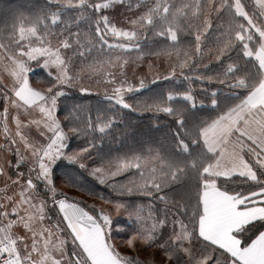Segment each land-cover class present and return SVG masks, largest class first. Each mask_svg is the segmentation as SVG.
<instances>
[{"label":"snow or ice","instance_id":"obj_1","mask_svg":"<svg viewBox=\"0 0 264 264\" xmlns=\"http://www.w3.org/2000/svg\"><path fill=\"white\" fill-rule=\"evenodd\" d=\"M66 3L69 7L84 8L87 5V0H79L78 4H73L72 0H66ZM251 3L255 10L254 13L249 12L248 6L244 4L243 0H179V2L177 0H152L150 5L146 4L145 0H136L134 4L132 0H103L99 4H93L92 7L108 10L117 5L132 4L129 11L133 12V9L142 10L133 12L131 18L126 20V27L113 23L110 16L105 15L96 18L94 21L96 35L90 32L83 34L77 32L74 34V41L60 39L53 44L51 40H48L47 46L44 43L38 46L29 43L26 47H18L16 54L9 56L12 61L9 70L17 81L16 86L11 89L12 95L15 97L11 99V104L17 107L23 106L26 109L34 108L39 113L38 118L29 119L26 124L17 115H13L11 119L16 125V135L20 137L25 148L33 149L36 168L30 169V171L36 172L37 180L45 182L53 194L54 203L62 207L69 198L64 194H61V198L56 197V186L51 178L52 165L57 159L64 158L70 162H75L81 168H87L89 159L87 154L93 147L91 140H89L87 146L67 151L69 137L74 135L91 136L93 133L107 134V131L116 120L120 119L121 115L119 112L112 114L98 112L93 117L87 105L77 104L67 115L58 116L59 97L64 95L65 89L74 88L82 93L91 94L95 91L96 94H100L99 90L102 88L103 96L113 102L114 105H121L123 108L139 113H168L175 115L176 119L182 122V112L179 110L174 112L167 100L159 103L138 101L133 105L128 103L125 97L135 90L145 88L148 84L169 77H184L189 81L192 77H197L209 82L229 83L234 88L246 87L249 73H237L234 70L236 64L233 62H227L223 72L215 75L197 74L195 69L213 62H220L237 44L241 45L243 56L249 57L251 51H255V49L247 41L253 40L255 34L259 36V47L264 49V23L257 24L255 22L257 15L264 18V0H251ZM226 15L231 19L226 21ZM217 18L220 22L216 27L222 29L217 43L214 47H204L205 35L212 28L213 21ZM57 19L59 17L53 14L52 21L55 22ZM101 22L104 23L108 35L112 37L111 41L104 38L100 29ZM149 30H152L153 35L166 37L172 42L153 53L157 57L161 55L167 57V69L164 73L154 71L153 64L149 63L147 74L137 75L133 70V76L129 78L126 67L130 61L139 67V62H142L145 57L139 51L136 52L134 58L128 54L132 49L139 48L138 41L146 37ZM36 32L37 29L34 25L21 26L17 34L21 40H31ZM184 33H191L194 36V43L191 46L184 47L179 44V37ZM97 37H99L101 55L93 57L90 61L85 59L79 65H75L72 56L61 51L76 45L78 46L76 53L81 57H86V54H90L96 47ZM105 48L107 54L103 52ZM117 50H119L118 53ZM113 53L116 54L113 55ZM32 62H37L38 67L42 66L48 70L52 80L37 79L33 81L29 76V72L32 70ZM112 69H118V72ZM34 75L39 76V73H34ZM260 75L264 78V72H261ZM37 85L44 86L37 87ZM25 89H30L38 98L34 103L29 104L23 99ZM183 95L187 99L193 100L191 85ZM4 99L8 101L9 97L5 96ZM169 99H171V95H169ZM250 99L251 97L246 94L238 104L227 108L218 115L217 120L235 121L234 132H240L241 136H246L247 139L259 143L261 148H264V111L257 112L255 115L248 111ZM212 103H215V100ZM0 107L3 109L0 111V120L4 122V130L8 131V104L3 102ZM241 116L244 117L245 126L243 128L239 123ZM65 120H70L68 126L64 125L63 121ZM249 122L255 124L256 128L259 129V136L255 134L256 129L250 130ZM209 126V122L198 125L192 140L193 143L201 142L206 150L208 146L203 139V134ZM25 127H34L39 132L40 137L43 138L38 139L37 147L34 148L29 138L25 136L23 131ZM12 142L15 143V140ZM177 146L178 148H186L183 140H180ZM250 151H254V149H250ZM22 160L23 157H20L17 162L18 165ZM190 163L191 167L196 169L197 176L201 181L209 179L203 165L198 168L196 160H192ZM186 167L187 165L180 167L179 164L173 163V160L163 155L160 150L149 148L143 154L110 157L91 167L89 172L100 184L108 185L120 195L142 194L152 199H158L167 206L171 197L164 192V189L179 180L181 174H186ZM200 173H204L203 176H200ZM120 177H124V179H118ZM35 189L36 184L29 177L25 191L32 192ZM21 195L23 197L22 202L28 205L25 212L29 214V221H25L24 226L30 228V221L33 220L42 224L46 219L47 202L41 200L34 203L30 196L26 197L23 192ZM99 195L100 198H103L102 194ZM109 202L117 211L123 209L127 214V219L135 224L133 236L129 243H133L135 236L144 230L146 220L153 219V223L149 226V230L152 232L159 230L165 224L164 220L154 218L151 200L144 204H138L134 208L126 207V204L119 200H110ZM177 203L188 210L189 221L192 224V229L189 231V226L184 223L183 219L174 221L179 225V231L173 236L179 245V250L188 257L190 264H218V258L213 255L201 254L199 258H195L190 248L183 245V241H190L193 233L197 236L200 234L203 206L199 199L197 198L193 207L189 192L185 194V198L178 200ZM145 208L148 209L147 215H145ZM13 211L15 212L16 209ZM73 212L77 215L84 214L82 206H73ZM62 215H68L67 209L63 210ZM68 218L71 219V217ZM21 219L23 220V218ZM105 220L109 224L115 223L107 215H105ZM261 227H264V222H261ZM0 251L14 252L15 248L5 247ZM165 255L169 260H172L173 253L166 252ZM5 264H19V260H6ZM53 264H59V261H53Z\"/></svg>","mask_w":264,"mask_h":264},{"label":"trees","instance_id":"obj_2","mask_svg":"<svg viewBox=\"0 0 264 264\" xmlns=\"http://www.w3.org/2000/svg\"><path fill=\"white\" fill-rule=\"evenodd\" d=\"M101 2L103 0H87V5L84 8H79L67 6L66 0H59V2L58 0H0V46L6 55L11 56L16 54L18 47H26L29 43L36 46L44 43L47 46L48 40H51L53 44L60 39L74 41V34L77 32L81 34L90 32L96 35L94 21L98 17L108 15L113 23L126 27V20L131 18L133 12L142 10L133 9V12L129 11L132 4L117 5L108 10L92 7L93 4ZM145 2L150 5L152 0H145ZM243 2L248 6L249 12L254 13L251 0H243ZM72 3L78 4L79 0H72ZM132 3H136V0H132ZM53 14L59 17L55 22L52 21ZM259 18L261 19V17ZM230 19L229 16H225L226 21ZM256 21H258L257 24H261L260 20ZM219 22V18L213 21L212 28L205 35L204 47L216 45L219 33L222 31L216 27ZM33 25L37 29L36 35L31 40H21L17 34L19 27ZM100 29L104 38L111 41L112 37L108 35L103 22L100 23ZM258 42V34H255L253 40L247 41L255 50L259 47ZM170 43L172 42L166 37L153 35L152 30H149L147 36L138 41L139 48L132 49L128 54L134 58L136 52L139 51L145 57L142 62H139V67L130 61L126 67L129 78H132L133 70L137 75L147 74L149 63L153 64L154 71L164 73L168 64L167 57L163 55L157 57L153 53ZM192 43H194V36L191 33L180 35L179 44L181 46H191ZM77 47L73 45L70 49L61 50L66 55L72 56L75 65H79L82 60L90 61L93 57L101 55L99 37H97L96 47L90 54H86V57H81L76 53ZM103 52L107 54V49L105 48ZM254 52L251 51L249 57H244L241 45L237 44L220 62H213L195 69L197 74L215 75L223 72L227 62H233L236 64L234 70L237 73H249L246 87L234 88L229 83L209 82L197 77H192L191 81L184 77H169L148 84L145 88L135 90L125 97L126 101L133 105L138 101L159 103L167 100L174 112L177 110L182 112V122L178 121L175 115L168 113H139L123 108L121 105H114L113 102L103 96L102 88L99 90L101 95L96 94L95 91L89 94L82 93L78 89L66 88L64 95L59 97L58 116L67 115L77 104L87 105L93 117L98 112L105 114L119 112L121 114L120 119L114 122L107 134L93 133L91 136L74 135L69 137L67 151L87 146L91 140L93 147L87 154L89 158L87 168H81L75 162L60 158L56 160L51 169V178L56 186L57 198H61V194H64L69 198V202L77 207L82 206V211L95 224L105 225V215L115 222L110 224L109 237L114 239L112 252L119 261L125 264H190L188 257L179 250L178 243L173 239L174 233L179 231V225L174 221L183 219L184 223L189 226V231L192 229L188 210L182 208L177 201L185 198V194L190 192L192 206H195L197 198L201 203L204 185L212 179L221 192L229 195L243 197L264 189V171H260L258 167L254 170L256 178L253 179L243 176H212L207 173L209 179L201 181L197 176L196 169H193L190 163L192 160H196L197 167L203 165L207 171L217 159L215 151L206 150L199 141L197 143L192 142L197 126L203 122H209L211 125L217 120L218 115L227 108L238 104L246 94H250L262 83L263 78L260 75L262 71L253 59ZM115 54L113 53V55ZM112 70L118 72V69ZM34 73H39V76L34 75ZM29 76L33 81L37 79L52 80L48 70L42 66L38 67L37 62H32V70L29 72ZM190 85L193 100H189L183 95L188 91ZM43 86L37 85V87ZM169 95H171V99H169ZM213 100L215 103H212ZM63 123L68 126L70 120H65ZM180 140L184 141L186 148H178L177 145ZM149 148L160 150L163 155L172 159L173 163L179 164L180 167L187 165L186 174H181L179 180L164 189V192L171 197L167 206L158 199H152L142 194L120 195L108 185L100 184L89 172L91 167L110 157L143 154ZM248 160L250 164L251 162L255 163L250 158ZM11 161L15 163V157H12ZM10 167V173L13 175L14 166L11 164ZM26 169L21 167L19 171L24 173L25 182L31 177L36 184L35 191L30 192L32 201L35 197L37 202L41 200L47 202L45 220L51 231L59 237V241L63 242L60 247L64 249L63 260L66 259L67 261L65 264H90L77 245V241L73 239L66 228L54 203L53 194L45 182L37 180L34 171L31 176H28ZM203 174L200 173V176ZM118 179L123 180L124 177ZM99 194H102L103 198H100ZM110 200L122 201L128 208H134L138 204H144L151 200L154 218L164 220L165 224L159 230L152 232L149 230V226L153 223V219L146 220L144 230L135 236L133 243H129V237L133 236L135 224L127 219V214L123 209L117 211L109 202ZM147 212L148 209L145 208V215ZM261 222H264V219L255 220L235 233L241 242V247L247 246L255 236L264 230V227H261ZM183 245L190 248L195 258H199L201 254L213 255L218 258V264H238L228 253L201 239L200 235L197 236L193 233L190 241H183ZM121 247H125V249H121ZM166 252L173 253L172 260L167 258Z\"/></svg>","mask_w":264,"mask_h":264},{"label":"rangeland","instance_id":"obj_3","mask_svg":"<svg viewBox=\"0 0 264 264\" xmlns=\"http://www.w3.org/2000/svg\"><path fill=\"white\" fill-rule=\"evenodd\" d=\"M255 18H256L255 20H260L261 23H264V18L260 19L259 16ZM257 22L258 21H256V23ZM258 49L261 48L258 47L255 50V52ZM2 52L3 50L0 47V71H1L0 86L1 89H3L5 92H10V97L8 101H5L4 99L0 100V106L3 105V102L7 103L8 111H9L8 131L4 130V122L0 120L1 123L0 130L1 129L3 130L2 134L4 135V136L3 135L0 136V185L2 186V188L0 189L1 192L0 193L1 195L0 238L10 237L16 245L19 256L27 264H53V261H59V264H65L67 263V261L66 259L63 260L64 249L63 247L62 248L60 247L61 241H59V237L51 231L46 220H44L42 224L34 220L30 221V228H26L24 226V222L29 221V214L25 212V209L28 208V205L22 202L23 197L21 193L23 192L24 195L28 197L30 196V192L25 191L26 182L23 176L24 173L19 171V168L21 167L25 169L27 168L26 173L28 176H31L33 174V171H30V169L33 168L35 169L36 165L34 163L35 158L33 156V149L25 148L24 143L20 140V137L16 135V125L14 121L11 119V117L13 115H17L18 118L24 121L26 124L29 119L38 118L39 113L34 108L26 109L23 106L17 107L11 104L10 102L11 99L15 98L12 95L11 89L16 86L17 81L11 75L9 70L10 66L12 65V61H9V58L3 54L4 52L3 53ZM255 52L253 53V59H255L254 58ZM261 52L264 55V49H261ZM259 55L258 58H260ZM6 60L7 62L5 63L2 62ZM7 69L9 73L6 71ZM261 71L263 72L262 69ZM23 99L27 103L32 104L38 98L34 93L31 92L30 89H25V95L23 96ZM2 110L3 109L1 107L0 111ZM253 114L255 115L256 112H254ZM239 123L244 124L243 116L239 118ZM222 124L225 125V127H223V131H218V129L221 126H223ZM235 124L236 122L233 120H227V121L216 120L214 123H212L203 134V139L205 140V142H207L206 144L208 146V149L210 151H215L214 150L215 147L212 144L208 143V139L210 137H214V141L216 143L217 135L218 134L223 136L228 134L230 135L231 134L230 131H233L234 129L233 125ZM209 130H212V132L206 134ZM23 131L25 136H27L29 138V141L33 144L34 148L38 146V139H43L42 137H40L39 132L34 127H25ZM235 133L237 134V136L239 135L240 137L244 138V136L240 135V132H235ZM257 135H260L259 131ZM226 138L228 139V137ZM232 139H234V136H231V139L229 138V141L231 143L234 142V140ZM13 140H15V143L12 142ZM252 144H256V142L253 141ZM235 150L237 152H240V149H238L237 147ZM249 153L251 152L249 151ZM251 156H253L252 153ZM11 157H15V163H12L11 161V164L15 168L17 179L14 177V175L10 174L11 167H9V165H10ZM20 157H23V160L20 161L18 165L17 162ZM241 157H239V155L237 156H234V154L225 155V153H223L219 161L212 164L207 169V173L209 175L216 176L217 173L219 172L221 173L220 175L227 177L233 175H244L249 172V171L247 172L244 171V169H246V166L249 164L244 163V160ZM252 160L257 161L255 163L251 162V164L249 165V167L251 166V169L253 171L257 169L256 167H258L260 171L261 170L264 171V161H260V159L255 156L253 157ZM15 171L13 170V173ZM254 172L247 174L250 175L249 176L250 179L256 178ZM214 185H215V181H213V179L208 180L205 183L204 185L205 188H203V190ZM259 191L260 190L254 193H257ZM254 193H251L248 196H252L254 195ZM33 202H37V199L35 197H33ZM13 209H16V211L14 212ZM29 212H31V209H29ZM76 215L77 214H75V218ZM77 216H85L87 218V220L89 221L87 223L88 226L87 230L89 229V226H94V225L101 228V233L102 234L104 233L106 236L105 242L107 243L109 249L112 251L114 239L109 237V233H110L109 222H107L104 218V222H106L105 225H98L95 224L94 221L91 218H89L86 213ZM21 218H23V220ZM121 249H125V247H121Z\"/></svg>","mask_w":264,"mask_h":264},{"label":"crops","instance_id":"obj_4","mask_svg":"<svg viewBox=\"0 0 264 264\" xmlns=\"http://www.w3.org/2000/svg\"><path fill=\"white\" fill-rule=\"evenodd\" d=\"M261 53V49H258L254 54V58L264 72V55L263 53L261 55ZM3 54L6 55L5 53ZM258 55L260 58H258ZM6 56L9 58L8 55ZM9 61L11 60L9 59ZM2 62L5 63L7 60ZM6 71L9 73L8 69ZM261 82L262 83H260L249 95L251 99L247 110H250L252 113L264 111V78ZM5 96L10 97V92H5L0 86V100L4 99ZM249 124L251 125L250 130L256 129L255 134L257 135L259 129L256 128L255 124H251V122H249ZM240 125L242 128L245 126V124ZM233 126L235 129L236 124ZM223 127H225V125L221 126L218 131H223ZM234 129L230 131L232 135L228 134L223 136L218 134L216 143L214 137L208 139V143L215 147L214 150L217 153V160L215 163L219 161L223 153H225V155L234 154V156H242L241 158L244 160V163L249 165L248 158L253 159L254 156L259 158L260 161H264V148H261L257 142L256 144H252L253 140L247 139L246 136H244V138L239 135L237 136ZM2 131L1 129L0 136L3 135ZM210 132H212V130H209L206 134ZM231 136H234V139H232L234 140L233 143L229 141ZM226 137H228V139ZM236 147L240 149V152L235 150ZM250 149H254V151H250ZM249 151L253 156H251ZM11 159L12 157L10 158V165ZM249 165L244 169L245 172L249 171L248 173L233 176H248L247 178H249L250 175L247 174L254 172ZM220 174L221 173L218 172L216 176L227 177ZM13 175L17 179L16 172H14ZM1 188L2 186L0 185V189ZM262 193H264V190L254 193L252 196L239 197L238 195L225 194L215 185L204 189L201 195L203 216L200 221V237H203L205 241L228 253L238 264H264V230L255 236L245 247H241L240 240L235 236V233L247 224L255 220L264 219V195H262ZM57 209L60 211L59 213L62 214L64 209L61 206H57ZM61 217L62 220L65 219L63 222L66 228L69 230L73 239L77 241V245L90 264H125L119 261L109 249L105 242L106 236L104 233H101V228L94 225L89 226L87 230V225H81L77 222L80 216L76 215L75 218L73 208L68 211L67 216L63 215ZM68 217H71V219Z\"/></svg>","mask_w":264,"mask_h":264},{"label":"built area","instance_id":"obj_5","mask_svg":"<svg viewBox=\"0 0 264 264\" xmlns=\"http://www.w3.org/2000/svg\"><path fill=\"white\" fill-rule=\"evenodd\" d=\"M63 209H67V213L68 211L72 208V204L68 201H66L64 203V205L62 206ZM63 212V211H62ZM83 220V221H82ZM82 220L77 221L79 224L83 225L85 224L84 222H86L85 217L82 218ZM15 248V251H0V264H5L6 260H15L18 259L19 260V264H27L26 262H24L21 257L18 254L16 245L14 243V241L10 238H0V249L2 248Z\"/></svg>","mask_w":264,"mask_h":264},{"label":"bare ground","instance_id":"obj_6","mask_svg":"<svg viewBox=\"0 0 264 264\" xmlns=\"http://www.w3.org/2000/svg\"><path fill=\"white\" fill-rule=\"evenodd\" d=\"M88 222H89V221H87V222L85 223V225H87Z\"/></svg>","mask_w":264,"mask_h":264},{"label":"clouds","instance_id":"obj_7","mask_svg":"<svg viewBox=\"0 0 264 264\" xmlns=\"http://www.w3.org/2000/svg\"><path fill=\"white\" fill-rule=\"evenodd\" d=\"M129 239H132V237H129Z\"/></svg>","mask_w":264,"mask_h":264}]
</instances>
